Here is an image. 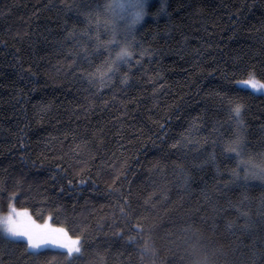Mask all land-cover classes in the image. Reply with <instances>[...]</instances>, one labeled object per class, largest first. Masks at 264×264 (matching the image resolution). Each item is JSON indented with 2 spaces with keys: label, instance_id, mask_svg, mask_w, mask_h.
Wrapping results in <instances>:
<instances>
[{
  "label": "trees",
  "instance_id": "trees-1",
  "mask_svg": "<svg viewBox=\"0 0 264 264\" xmlns=\"http://www.w3.org/2000/svg\"><path fill=\"white\" fill-rule=\"evenodd\" d=\"M108 2L0 0V211L82 237L0 264H264V0H152L115 75Z\"/></svg>",
  "mask_w": 264,
  "mask_h": 264
},
{
  "label": "snow or ice",
  "instance_id": "snow-or-ice-1",
  "mask_svg": "<svg viewBox=\"0 0 264 264\" xmlns=\"http://www.w3.org/2000/svg\"><path fill=\"white\" fill-rule=\"evenodd\" d=\"M156 3H161L158 13L165 11L166 0H154L152 7ZM104 15L110 17L105 26L111 25L112 40L108 42L109 46L119 48L115 57L110 61V71L113 75L120 71V65L127 63L133 57V41L136 34V26L144 20L149 7L147 0H110L104 5H97ZM99 15V13H98ZM110 79V77H109ZM245 87L250 86L252 89L264 90V80H258L254 73L249 74V79L242 82ZM243 105L237 104L232 109L234 118L237 119L238 124L242 127ZM242 136H238L234 143L239 146ZM231 151L235 152L236 147ZM234 178L242 182L250 180H259L264 182V167L257 166L255 168L246 170L243 175L239 172L234 174ZM71 183V181H69ZM83 183V181H81ZM12 208V206H10ZM123 211V209H121ZM24 212L17 213L12 208L9 215L0 217V227L4 232L14 238H25L29 248L39 249L42 246L52 244L67 250V254L72 256L73 253L79 254L81 252L82 237L69 234V231L64 227L53 228L48 224L38 225L30 215H25ZM131 239V238H130Z\"/></svg>",
  "mask_w": 264,
  "mask_h": 264
},
{
  "label": "rangeland",
  "instance_id": "rangeland-1",
  "mask_svg": "<svg viewBox=\"0 0 264 264\" xmlns=\"http://www.w3.org/2000/svg\"><path fill=\"white\" fill-rule=\"evenodd\" d=\"M151 1H152V0H147V3L149 4V2H151ZM246 80H247V79H246ZM243 81H245V80H242V81H239V82H238V84H239L241 87H244V88H246V89H249V90L253 91L254 93H258V94H262V95H264V90L252 89L250 86L245 87V86L242 84ZM257 166H258V165H253L252 168H255V167H257ZM260 167H261V166H260ZM20 212H24V210H18V211H17V213H20ZM9 213H10V210H9L8 212H1V211H0V217H6V216L9 215ZM27 213H28V212L26 211L25 215H26ZM26 216H28V215H26ZM37 224H38V225H43V224H39V223H37ZM51 227L56 228L55 226H51ZM0 235L8 236V235L4 232V230H3L2 227H0ZM8 237H10V238H12V239H16V240H23V241H26L25 238H22V237H20V238H14V237H11V236H8ZM45 247H59V246L52 245V244H48V245L42 246L41 248H45ZM59 248H60V247H59ZM32 249H33V248H32Z\"/></svg>",
  "mask_w": 264,
  "mask_h": 264
}]
</instances>
